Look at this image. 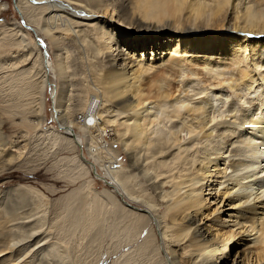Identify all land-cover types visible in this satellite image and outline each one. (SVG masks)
<instances>
[{
    "label": "bare ground",
    "instance_id": "1",
    "mask_svg": "<svg viewBox=\"0 0 264 264\" xmlns=\"http://www.w3.org/2000/svg\"><path fill=\"white\" fill-rule=\"evenodd\" d=\"M236 1L40 0L42 4L32 5L33 14L36 13L35 9L40 10V17L35 19H32L27 11L32 7L27 5L26 10L24 0L16 2L18 11L27 22L26 25L33 27L31 30L27 29L35 34V39L34 43H31L26 39V34L19 33L23 49L27 48V50L20 53V59L15 58L13 66L15 68L25 66L24 62L30 60L31 55L37 52L36 60L28 68L31 69L30 72L27 69L24 72L32 73L33 70H39L42 73L40 86L42 96L39 107L41 110L44 104L43 92L49 84H53L51 71L59 73L64 67L57 56L54 64L48 62V56L44 54V49L48 50V46L44 44L46 39L51 45L53 44V50L61 51L62 35L70 33L75 38H83L84 32V38L93 37V41L90 40L93 53L104 58V63L99 64L105 70L100 78L101 83H104L105 92L109 95L108 101L112 102L116 99L114 105L111 103L116 110H111L108 115L106 113L104 126L100 124L98 128L100 129L98 136L101 138L108 136L110 130L108 127L117 124L116 114L112 113L113 111L118 112V115H126L124 117L130 122L123 123L125 132L121 133L120 141L124 146L127 163L113 166L110 165L111 162L113 163L111 161L113 157L106 161L100 159L99 140L95 139L94 133H89L96 123H93V119H89L91 121L89 124L85 116L78 117L77 121L84 122L82 125L70 117L62 118L61 114L60 117H56L58 122L53 128L54 140L63 144H65L63 139L69 140L66 142L72 143L74 148L78 149L76 160L81 166L110 186L104 191L109 201L106 206L110 207V212L117 208L123 217L130 220L132 229L135 230V239H139L138 242L149 237L155 243V225L161 229L166 228L163 230V239L169 237L168 240L180 243L188 237L187 241L190 243L188 246L192 249L190 248V252L186 253H190V256L180 259L174 251H171L169 259L166 253V259L171 264L227 263L226 259L230 253L226 249L228 247L232 249L233 243L238 240L237 235H240V240L246 241L247 249L249 247L255 249L259 259H264V215L257 216L254 213L257 206L252 204L253 194L248 192L252 181L259 185L260 192L257 193V198L260 199L259 203H262L264 209V91L263 94L261 93V104L257 103L259 99L255 101L257 105L252 110L245 111L240 120L234 115L231 119L218 122L221 125V133L216 135L213 127L217 120L215 106L216 101L221 99L223 91L219 87L211 90L204 87L203 90L192 94V85H190L201 74L197 68L196 58H199L197 54L201 53L205 55L202 57L208 58L203 62L204 65L212 63L209 59L214 53L213 50L217 48L219 36L223 37V40L226 39L222 46L225 57H231L236 63L247 59L245 55L243 57L241 53V55L236 53L235 50H238L236 47L240 46L239 49L242 48L243 52L249 48L253 56L264 49V0H255L254 4L246 1L241 11L238 7L239 2ZM211 33L214 34L210 35ZM204 38L206 39L203 40ZM95 41L98 44L97 48L94 47ZM173 41L176 43L174 53L168 57L167 64L155 69L153 65L146 68L137 67L140 64L138 56L141 50L150 48L165 50ZM193 42L198 43L195 46ZM16 56H12V60ZM184 67H188L189 72L182 84L176 86L173 81L182 75V71L185 72L186 68L182 70ZM130 76L133 77L131 83L127 79ZM260 78L264 80V74L256 72L249 65L238 68L235 76L218 82V86L224 83L233 93L242 88L250 90L256 86ZM60 105L55 109L57 114L60 113ZM104 111H109L107 106ZM29 113L33 114V111ZM100 114L104 116L103 112ZM163 118L174 122L168 135L159 133L156 129ZM178 120L183 124L181 131ZM243 128H246L245 132L242 131ZM183 131L195 135L203 149L194 161L197 164L196 171L188 167L192 160L188 151L191 150L187 144H181ZM220 135L224 137L225 145L222 147L219 145L220 148L215 145L212 147V141H216L215 138ZM238 142L240 145L238 147L235 145L236 152L232 153L233 149L231 150L235 158L227 162L225 157L227 151L223 150ZM241 144L244 149H240ZM176 146L179 148L177 155L174 153ZM80 152L83 154L80 155ZM173 155L179 159L181 168L177 166L179 168L177 172L168 176L170 180H167L161 176L163 172L176 168L171 167L169 161ZM260 166L261 169L258 170ZM100 168L103 170L101 175L98 174ZM157 168L163 170L158 172ZM231 169L244 172L240 177H235L230 175ZM138 178H141V183L140 180L139 182L136 180ZM111 187L114 189L112 190ZM19 188L25 189V186L20 185ZM19 195V199L26 202V191H20ZM77 196L79 197L78 193ZM132 203L138 207L133 206ZM163 204L167 207L165 212L167 218L163 215L166 220L156 214L158 206ZM213 205H215L214 209L212 208L213 212L221 213L217 215L215 221L228 228L219 243L213 242L217 238L211 230L212 226L207 225L206 222L201 223L204 220L203 211ZM11 208L9 212L12 211ZM210 211L205 215L206 217L211 214ZM232 211L240 215L236 217ZM144 235H147L146 238ZM131 243L135 244L134 241L127 243L121 238L110 255L119 254ZM13 246L14 244L6 247L0 245V254H2L0 259L5 260L4 264H16L23 257L20 252L13 253ZM199 257L203 258L196 261ZM231 264L254 263H250L249 260L243 262L234 260ZM257 264H260V261Z\"/></svg>",
    "mask_w": 264,
    "mask_h": 264
},
{
    "label": "rangeland",
    "instance_id": "2",
    "mask_svg": "<svg viewBox=\"0 0 264 264\" xmlns=\"http://www.w3.org/2000/svg\"><path fill=\"white\" fill-rule=\"evenodd\" d=\"M25 1V7L27 5L32 7V5L42 4L40 0H27L26 3ZM246 1L251 4L255 2V0H237L239 11H241L243 3ZM16 2L17 0H0V243L2 242L0 245L6 247L14 244L13 253H22L23 257L16 264H171L166 259V253L171 256V251H174L180 259L190 256V253H186L192 249L191 246H188L190 244L187 241L188 237L187 240L180 243L175 242V244L171 239H169V242V237L163 239V230L166 228L161 229L156 225L154 230L155 243L149 237L146 239L149 242L144 239V241L138 242L139 239H135V230L132 229L130 220L123 217L117 208H114L113 212H110V207L107 208L106 205L109 201H107L104 191L109 189L110 186L106 185L102 179H98L97 175H94V177L89 170L87 171L85 167L81 166L76 160L78 149H75L72 143L68 144L66 142L69 140L62 138L65 144L54 140L53 128L58 122L56 117H60L61 114L64 119L70 117V119L77 121L79 116H85V118H88L89 124H91V119L94 120L93 123H96L91 127L89 133H94L95 139L99 140L100 149L98 153L100 159L106 161L113 157V160H111L113 163L111 162L110 165H124L127 163V157L124 146L120 141V135L125 132V124L123 123H129L130 121L126 120L127 117H124L126 115H118V112L113 111L112 113L116 114L117 124L108 127L110 129L108 136L103 138L98 136V133H100L98 128L100 124L102 127L104 126L106 113L108 115L114 109L111 103L114 105L116 99H113L112 102L108 101L109 95L105 92V85L100 80L105 70L99 64L104 63V58L95 56L90 46V40L93 41V37L87 36L84 38V32L83 38H75L70 33L62 35L60 37V40L62 39L60 41L61 51L53 50V44L51 45L47 39L44 42L46 47L48 46V50L47 48L44 49V54L46 53L50 60L48 62L54 64L57 56V59L63 62L64 67L62 72H56L58 75L51 71L50 76L53 84H49V87L45 88L43 108L42 110L39 108L41 107L40 98L42 96L40 88L42 73L39 70V72L33 70L32 73H29L31 69L28 70L36 60L37 52L35 51L31 55L30 60L24 62L26 63L25 66L21 62L20 65L23 67L15 68L13 66L15 58L20 59V53L27 50V48L23 49L20 34H26V39L31 43H34L35 39V34L29 31L33 27L26 25L27 22L18 11ZM32 8L29 11V8L27 10L26 7L29 13L26 12L32 19L39 18L40 10L35 9L36 13L34 12V15L32 13L34 8ZM38 34L40 33L38 32ZM222 38L219 36L218 39L220 40L216 43L217 48L215 47L213 55L210 56L209 60L212 63L204 65L203 62L208 58L202 57L205 55L201 53L197 54L199 56V58H196L197 68L201 74L190 84L193 86H191L192 94L203 90L204 87H208L209 90L219 87L223 91L221 99L219 98L216 101L215 106L217 120L213 127L216 135L221 133V125L218 122L231 119L234 115L240 120L239 118L243 117L245 111L252 110L257 103L261 104V93L263 94L264 91V80L262 78L253 89L242 88L239 90L240 92L233 93L232 90L225 87L224 83L218 86V82L235 76L240 67L250 65L256 72L264 74V49L253 56L249 48H246L248 50L243 52L242 48L239 49L240 46L236 47L238 48V50H235L236 53L242 54L243 57L245 55L247 58L244 62L236 63L231 57H227L229 59L225 57L222 46L226 39L223 40ZM198 42L193 43L196 46ZM80 44L82 46H79ZM94 44V47L97 48L96 41ZM175 45L176 43L173 41L165 50L154 49V51L153 48L141 50V54L138 56L140 64L137 67L144 66L146 68L153 65V69H155L167 64L168 57L174 53ZM14 55L18 56L12 60ZM18 60L16 61L18 62ZM187 68H182V70L185 69V72L182 71L184 76H178L173 81L174 85L179 86L184 78L186 79L185 76L189 72ZM26 69L29 72H24ZM18 72L20 73L18 74ZM132 78V76L127 78L129 83L132 82ZM255 101L258 102L255 103ZM58 105H60L61 110L57 114L55 109ZM106 106L109 109L108 112L104 111ZM30 111H33V114L29 113ZM100 112H103L104 116ZM77 122L79 125L84 123L83 121ZM177 122L181 131L182 121L178 120ZM173 123L164 119L156 129L159 133L168 135ZM242 131L245 132L246 128H243ZM194 136L187 131L181 133V144H187L190 147L189 150H191L188 151L191 155L189 157L192 159L188 167L190 166L192 171L197 169V164L194 161L203 150L201 144L198 143V138ZM220 137L221 135L215 138L216 141H212V147L215 145V147L220 148L219 145L221 147L225 145L224 137ZM193 139H195L194 142ZM235 145L238 147L240 143L232 144V146L230 145L223 150L227 151L225 152L227 162L235 158L232 155L236 152L234 150ZM242 145L240 149H244ZM176 147L174 153L177 155L179 148ZM81 154L83 152H80ZM173 158H175V155L171 156L169 161H171V167L176 168L166 173L163 172L161 177L167 178L181 168L178 162L179 159L175 158L174 160ZM161 169L157 168L158 172ZM191 169L190 172H192ZM259 169H261V166ZM98 171L99 175L103 174L102 168ZM230 171V175H235V177H240L244 172L241 170H236V172L232 169ZM136 180L138 182L140 180L139 183L142 182L141 178ZM167 180L170 179L167 178ZM20 185H24L25 189L19 188ZM27 188L30 189L27 190ZM258 188L259 185L252 181L248 192L253 194L252 204L257 206L254 213L257 216H262L264 215V209L261 206L262 203H259L260 199L257 198V193L260 192ZM111 189L114 188L111 187ZM24 190L26 191V202L19 199L20 191ZM132 205L138 207L133 203ZM214 207L215 205L203 211L205 214L201 223L206 222L207 225L212 226L211 230L217 238L213 242L219 243L228 228L224 227L219 221H215L217 215L221 213L213 212ZM9 208L12 211L9 212ZM209 211L211 212L210 217H206L205 215ZM165 212H167L166 205H159L156 214L160 215L162 219L166 216ZM233 213L234 211H232ZM233 215L237 217L240 214L234 213ZM163 225L165 224L163 223ZM146 236L144 235V238ZM239 237L240 235L236 236L238 240L233 243L232 249L230 247L226 249L230 253L228 259H226L227 263L231 264L234 260L235 262L249 260L250 263L257 264L260 261V264H264V259H259L255 249L250 247L247 249L246 241L244 239L240 240L241 237ZM121 238L127 243L134 241L135 244L131 243L124 251L111 256L112 250ZM37 243L39 244L37 245ZM202 258L199 257L196 261H200ZM2 262L0 264H4L5 260Z\"/></svg>",
    "mask_w": 264,
    "mask_h": 264
}]
</instances>
